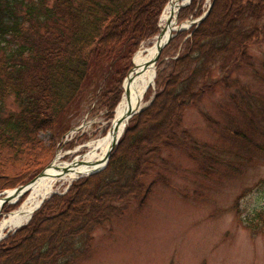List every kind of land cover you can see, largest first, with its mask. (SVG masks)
Returning <instances> with one entry per match:
<instances>
[{
    "label": "trees",
    "instance_id": "obj_1",
    "mask_svg": "<svg viewBox=\"0 0 264 264\" xmlns=\"http://www.w3.org/2000/svg\"><path fill=\"white\" fill-rule=\"evenodd\" d=\"M203 1L191 0L178 21L200 16ZM167 2L0 0V193L26 184L50 163L71 128L72 107L94 79L95 97L113 117L132 57L157 34ZM210 2L200 23L162 49L160 59L169 48L180 51L157 62L153 99L129 119L105 168L45 199L26 225L1 239L0 264H72L86 251L90 233L119 213L116 204L142 192L152 158L176 144L184 111L250 64L248 49L264 30L252 21L263 13L264 0ZM9 98L16 111H5ZM162 112L169 115L163 124L153 120ZM42 133H49L48 143ZM26 196L5 205L6 212ZM245 222L253 233L261 231L264 206Z\"/></svg>",
    "mask_w": 264,
    "mask_h": 264
},
{
    "label": "rangeland",
    "instance_id": "obj_2",
    "mask_svg": "<svg viewBox=\"0 0 264 264\" xmlns=\"http://www.w3.org/2000/svg\"><path fill=\"white\" fill-rule=\"evenodd\" d=\"M210 3L203 1L202 14ZM198 17L179 22L177 13L175 23ZM252 23L262 28L264 11ZM156 35L137 51L151 45ZM179 51L169 48L157 62L165 64ZM248 54L249 65H241L184 111L174 132L176 144L162 147L152 158L142 192L116 204L119 213L90 233L86 251L72 264H264V226L257 233L245 227V219L264 206V30ZM95 80L72 107L71 128L56 144L50 163L57 156L70 162L108 133L116 107L108 118L95 97ZM154 89L153 82L142 109L151 103ZM16 110L9 98L5 111ZM40 137L48 143L49 133ZM65 187L54 193L63 194ZM25 198L7 212L3 207L0 221ZM17 229L3 230L0 240Z\"/></svg>",
    "mask_w": 264,
    "mask_h": 264
},
{
    "label": "bare ground",
    "instance_id": "obj_3",
    "mask_svg": "<svg viewBox=\"0 0 264 264\" xmlns=\"http://www.w3.org/2000/svg\"><path fill=\"white\" fill-rule=\"evenodd\" d=\"M186 1L169 0L159 20L161 35L156 37L151 45L134 54L132 60L134 67L130 73L129 80L124 82L126 92L124 94L122 93L120 102L115 109L114 119L112 120L113 127L117 128L116 137L119 136L124 128L125 121L122 119L127 111L136 106L140 108L143 106L144 94L152 84L154 78V66L151 65V61L156 54L157 44L162 43L168 37L170 30L175 27V16L179 11L180 5ZM168 116V114L162 112L155 115L153 120L160 119L161 124H163ZM113 138V134L107 133L96 141L88 143V151L74 158L73 161V163H76L82 159L83 164L78 166L71 165V169L65 174L63 173V169L69 166V162H60L57 156L51 167L47 168L30 187L25 201L18 210L10 213L8 217L0 221V235L3 230L15 229L25 224L42 199L66 186L68 183H71L79 176L84 177L86 173L101 167ZM91 164L94 165L89 166ZM6 194L8 196H15L14 192L10 190Z\"/></svg>",
    "mask_w": 264,
    "mask_h": 264
},
{
    "label": "water",
    "instance_id": "obj_4",
    "mask_svg": "<svg viewBox=\"0 0 264 264\" xmlns=\"http://www.w3.org/2000/svg\"><path fill=\"white\" fill-rule=\"evenodd\" d=\"M190 1L191 0H187L184 4H181L180 5V7H179V9H181V8H183V7H185L186 5H188L189 3H190ZM168 2H169V0H168ZM210 6H211V3L208 5V8H207V10L200 16V17H198V18H196L195 20H193V21H187V22H184V23H180V24H177V23H175V27L174 28H172L171 30H170V32H169V35H168V37L162 42V43H158L157 44V47H156V54H155V56L153 57V59H152V61H151V65H153V66H155V64L157 63V61H158V59H159V57H160V54H161V52H162V49L170 42V40L178 33V32H180V31H182V30H185L186 28H188L189 26H191L192 24H198V23H200L203 19H204V17L207 15V13H208V11H209V9H210ZM176 16H177V14H176ZM176 16H175V20L174 21H176ZM159 20H160V18H159ZM186 25H188V26H186ZM158 28H159V31H158V34L156 35V37H159L160 35H161V29H160V27L158 26ZM155 37V38H156ZM133 60V59H132ZM133 67H134V65H133V63H132V67L130 68V70L128 71V73H127V75H126V77H125V79H124V82H126L127 80H129V76H130V73L132 72V69H133ZM154 77H155V72H154ZM124 82H123V85H122V87H123V94L126 92L125 91V88H124ZM153 85V82H152V84H151V86ZM117 107V106H116ZM116 109V108H115ZM142 110V107L140 108L139 106H136V107H134L133 109H129L128 111H127V113H126V115L123 117V119L122 120H124L125 121V125L127 124V122H128V120L132 117V116H134L135 114H138L140 111ZM121 121V120H120ZM120 121H118V122H120ZM118 122H117V124H118ZM125 125H124V127H125ZM124 129V128H123ZM116 130H117V128L116 127H113V125L111 124V126H110V128H109V130H108V133H111V134H113V136H114V138H113V141H112V143H111V145H110V147H109V150H108V152L106 153V156H105V158H104V160H103V164H102V166L101 167H99V168H97V169H93L92 171H90V172H88V173H86L84 176H90V175H93V174H96L97 172H99V171H101L102 169H104V167L106 166V164H107V162H108V159H109V157H110V155H111V152L114 150V148L116 147V145H117V143H118V139H119V137L121 136V134H122V132H123V130H122V132L119 134V136L118 137H116ZM73 161H74V159L73 160H71L70 162H69V166L67 167V168H64L63 169V173L65 174V173H67L70 169H71V165H76V166H78V165H81V164H83V160L82 159H80L78 162H74L73 163ZM51 165H52V163H49L42 171H40L34 178H32L30 181H28L26 184H24V185H20V186H17V187H15V188H13L12 190H10V191H13L14 192V195L15 196H8L7 194H6V192H3L1 195H0V200H1V202H0V215H1V210H2V208L5 206V205H8V204H13V203H15L19 198H21L23 195H25L27 192H29L28 190L30 189V187L35 183V181L43 174V172L47 169V168H49V167H51ZM94 164H91V165H89V166H93ZM81 177H83V176H79L78 178H81ZM78 178H76V179H78ZM70 186V183L69 184H67L66 185V187H65V189H64V191H63V193L68 189V187ZM53 194H55V193H53ZM50 196V195H49ZM48 196V197H49ZM44 201V199H42L41 201H40V204L38 205V207L35 209V210H37L39 207H40V205L42 204V202ZM34 210V211H35ZM31 217V216H30ZM30 219V218H29ZM28 219V220H29ZM28 220H27V222H28ZM26 222V223H27ZM25 223V224H26ZM24 225V224H23ZM23 225H21V226H23ZM21 226H19V227H21ZM19 227H17V228H19ZM17 228H15V229H17Z\"/></svg>",
    "mask_w": 264,
    "mask_h": 264
}]
</instances>
